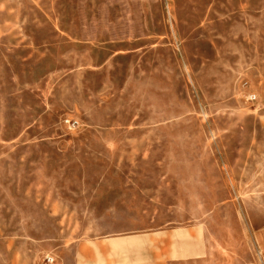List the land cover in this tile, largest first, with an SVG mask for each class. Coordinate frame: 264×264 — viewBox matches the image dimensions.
<instances>
[{
	"label": "rangeland",
	"instance_id": "rangeland-1",
	"mask_svg": "<svg viewBox=\"0 0 264 264\" xmlns=\"http://www.w3.org/2000/svg\"><path fill=\"white\" fill-rule=\"evenodd\" d=\"M0 264H264V0H0Z\"/></svg>",
	"mask_w": 264,
	"mask_h": 264
}]
</instances>
